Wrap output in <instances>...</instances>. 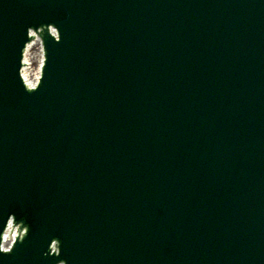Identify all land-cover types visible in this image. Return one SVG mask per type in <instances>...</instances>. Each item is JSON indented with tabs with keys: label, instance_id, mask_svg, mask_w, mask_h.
Returning <instances> with one entry per match:
<instances>
[{
	"label": "water",
	"instance_id": "obj_1",
	"mask_svg": "<svg viewBox=\"0 0 264 264\" xmlns=\"http://www.w3.org/2000/svg\"><path fill=\"white\" fill-rule=\"evenodd\" d=\"M9 221L0 264H264V0H0Z\"/></svg>",
	"mask_w": 264,
	"mask_h": 264
},
{
	"label": "bare ground",
	"instance_id": "obj_2",
	"mask_svg": "<svg viewBox=\"0 0 264 264\" xmlns=\"http://www.w3.org/2000/svg\"><path fill=\"white\" fill-rule=\"evenodd\" d=\"M36 52H38L37 46H32L28 50L27 59L28 61H31L32 64L35 65L27 69L26 74L29 73L28 75H31V73H33V69L38 70V64H36L37 62H36V57H35Z\"/></svg>",
	"mask_w": 264,
	"mask_h": 264
}]
</instances>
